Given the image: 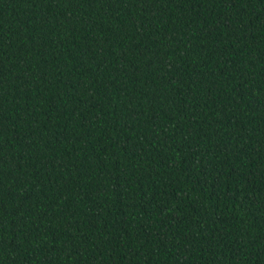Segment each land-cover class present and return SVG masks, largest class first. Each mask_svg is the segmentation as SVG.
Listing matches in <instances>:
<instances>
[{
  "label": "trees",
  "instance_id": "16d2710c",
  "mask_svg": "<svg viewBox=\"0 0 264 264\" xmlns=\"http://www.w3.org/2000/svg\"><path fill=\"white\" fill-rule=\"evenodd\" d=\"M0 264H264V0H0Z\"/></svg>",
  "mask_w": 264,
  "mask_h": 264
}]
</instances>
